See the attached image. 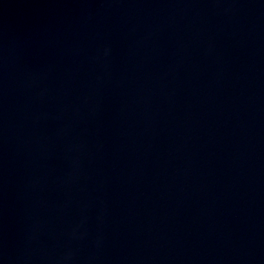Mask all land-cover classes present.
I'll return each instance as SVG.
<instances>
[{"label": "water", "instance_id": "95a60500", "mask_svg": "<svg viewBox=\"0 0 264 264\" xmlns=\"http://www.w3.org/2000/svg\"><path fill=\"white\" fill-rule=\"evenodd\" d=\"M0 264H264V0H0Z\"/></svg>", "mask_w": 264, "mask_h": 264}]
</instances>
